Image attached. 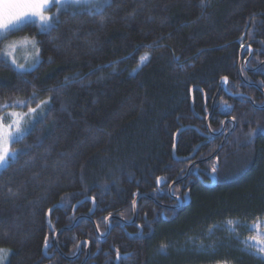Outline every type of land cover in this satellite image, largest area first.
<instances>
[{
	"label": "trees",
	"instance_id": "trees-1",
	"mask_svg": "<svg viewBox=\"0 0 264 264\" xmlns=\"http://www.w3.org/2000/svg\"><path fill=\"white\" fill-rule=\"evenodd\" d=\"M102 2L58 9L48 32L22 25L0 38V105H9L0 107V117L50 98L42 118L10 144L19 154L0 169L6 264H80L85 243L90 253L84 264H264L224 226L227 219L246 225L264 219V107L222 89L210 130L217 132L225 117L236 125L214 157L215 173L214 160L200 163L197 175L190 171L172 188L173 196L189 195L187 206L168 210L138 198L133 224L110 220L108 235L99 237L82 218L54 243V233L87 215L92 200L91 218L102 235L107 217L132 219L140 194L175 205L167 187L188 161L173 159L174 134L185 126L197 129L178 135V157L194 152L201 159L218 147L221 137L200 133H207L205 119L221 79L227 78L229 93L264 101L238 71L243 46L252 50L247 66L264 61V0H111L97 11ZM12 38L37 41L34 69L18 72L1 57L2 41ZM145 53L150 60L138 67ZM248 54L243 50L241 64ZM242 73L264 91L261 70ZM209 173L217 180L213 187L204 185ZM157 178H164L161 187ZM84 198L90 200L73 212ZM213 225L219 226L209 234ZM81 241L79 256L66 260L63 255L73 256ZM162 243L166 255L159 252Z\"/></svg>",
	"mask_w": 264,
	"mask_h": 264
},
{
	"label": "snow or ice",
	"instance_id": "snow-or-ice-1",
	"mask_svg": "<svg viewBox=\"0 0 264 264\" xmlns=\"http://www.w3.org/2000/svg\"><path fill=\"white\" fill-rule=\"evenodd\" d=\"M203 2V0H202ZM95 0H0V38L6 37V35L13 29L21 30L22 25H31V24H38L40 27L41 32H48L54 26L56 22V18L54 16L45 15V12L50 11L53 5H56L59 9H64L69 5L72 6H80L81 4H93ZM111 3V0H103L102 3L96 4L97 11L101 10L104 6ZM75 14V13H74ZM32 47L34 48V57L35 62L29 65L28 68L25 67L24 64L17 63V60L14 56H12L11 52H5V56L10 57L11 65L17 70L18 72H26L30 69H34L36 65L39 63V56L41 49L38 46L37 41L34 39L30 41ZM8 48L15 50V45H8ZM150 60V56L145 53L140 57V61L138 67H142L143 64ZM7 62V61H6ZM225 80L227 78H224ZM70 83L68 77H65V84ZM25 102L22 100H17L14 104L23 105ZM50 103V98L42 100L39 104H37L36 108L29 107L28 113L24 115L30 116L32 114L37 113L38 109L42 106L47 105ZM7 103L4 105H0V107H8ZM227 106V105H226ZM230 107V106H228ZM9 115H15L14 113H10ZM3 117H0V166H5L8 164L10 158H15L19 153L12 152L9 148V139L11 141L22 139L26 130H21L19 127V121H15L16 123V131L13 133L11 131L12 125L9 124L7 126L8 131L5 132V125L3 123ZM235 118L233 117V120ZM251 136L252 133H249ZM218 164L213 165V173L217 171ZM161 179L157 178V183H161ZM51 211V210H50ZM238 221L233 219H227L224 222L225 230L229 232V234H233L236 231V225ZM219 225H213L209 228V234L215 230L216 227ZM264 226V221H260L257 218V223L251 226V231L257 232V235H253L248 238V240L244 241L246 250H252L253 255L257 256L260 260L264 261V234L259 232L260 228ZM142 236L141 234H138ZM191 240V238H189ZM47 241V238H46ZM203 247V245H201ZM168 245L162 243L159 248L160 254L166 255L167 254ZM0 253H4L3 249H0ZM117 253V260H120V253L119 250H116ZM128 255V254H125Z\"/></svg>",
	"mask_w": 264,
	"mask_h": 264
},
{
	"label": "water",
	"instance_id": "water-1",
	"mask_svg": "<svg viewBox=\"0 0 264 264\" xmlns=\"http://www.w3.org/2000/svg\"><path fill=\"white\" fill-rule=\"evenodd\" d=\"M243 49H244V47L241 48V50H240V52H239L238 71H239V76H240L241 80H242L244 83H247V82L245 81L243 75H242L241 68H240V65H241V55H242ZM246 62H247V59L244 61V64H243L244 67H246ZM260 66H261V64L258 65L256 68H259ZM256 68H254V69H256ZM254 69H253V70H254ZM226 84H227V80H225V79H221V80H220V82H219V86H218V88H217V91H216V93H215V95H214V97H213V99H212V103H211L210 110L208 111L207 116H206V119H205V122H206V132H207V133H200V132H199V133L201 134V136H203V137H208V136L217 137V136H221V135H222L221 142H220V144L218 145V147H217V148H216L211 154H209L208 156H206V157H204V158H201V159H197V160L192 161V162L188 165V167L186 168L185 173H184L180 178H178V179L172 181V182L168 185V187H167V193H168V195H169V196H170V197L176 202L175 205H164V204H161L160 202H158V201H157L153 196H151L150 194H145V193H144V194H140V195H138V196L135 197V199H134V201H133V203H132V210H133V217H132V219H131L130 221H126V220H124V219H122V218H120V217L114 216V215L107 217V218L105 219L106 231H105L104 235H102V234L99 233L98 228H97V225L95 224V222H94L93 219L91 218V215L93 214L94 209H95V201L92 200V207H91V209H90V211H89V213H88L87 215H79V216H77V217L74 219V221L72 222V224H71L70 226L62 227V228L58 229V230L54 233V237H53V241H54V243L56 244V237H57V235H58L61 231H64V230H70L71 228H73V226L75 225V223H76L79 219H82V218H85V219H87V220H89V221H91V222L93 223V226H94L95 232H96V234H97L99 237H106V236L108 235V233H109V222H110V220H116V221H118V222H120V223H122V224H125V225H131V224H133V223L135 222V219H136V207H135V203H136V200H137L138 198H142V197H143V198L150 199V200L154 201L158 206H160V207H162V208H164V209H168V210L180 209L182 206H187V205L189 204V202H190V197H189V195H184L183 198L173 196V195L171 194V190H172V188H173L176 184L181 183V182H183L184 180L187 179V177L189 176V174H190V170H191V168H192L193 165H195V164H199V163H203V162H207V161L211 160L212 158H214V157L216 156V154L218 153V151H219V150L222 148V146L224 145V143H225L226 139L228 138V136L232 133V131H233L234 128H235V121H234V120H230L231 123H232V126H231L228 130H226L225 132H224V130H225L226 124H227V122H228L229 120H225V121L223 122V124H222L220 130L217 131V132H212V131L210 130V127H209V118H210V116L212 115V112H213V110H214V104H215V100H216L217 95L219 94V92L221 91V89H222L225 93L228 94L227 89H226ZM248 84H249V83H248ZM250 85L253 86V87H255V88H257L258 90H260V91L263 93V95H264V91H263L260 87H258V86L255 85V84H250ZM192 90H193V89H191V93H192ZM229 95H230V96H243L244 98H246L247 100H249V102H250L254 107H258V106H256V105L253 104V102H252V100H251V98H250L249 96H246V95H234V94H229ZM193 104H194V103H193V98H192V99H191V110H192V112L194 111V110H193ZM258 108H260V107H258ZM186 129H194V130L197 131V129H196L195 127L185 126V127H181L180 129H178V130L175 132V134H174V138H173L172 155H173V159H174L175 161H177V162L188 161V160L192 159L193 156H194V153H192V154H190V155H188V156H185V157H178V156L176 155V144H177L178 135H179L182 131H184V130H186ZM214 164H217V159H214ZM193 174H194V175H197L196 170L193 171ZM207 176H208L210 182H209L208 184H204V185H206L207 187H213V186H215V185H216V181H217V180H216V177H215L213 174H210V173H209ZM160 179H161L162 182L159 183V184L157 183V186H158V187H161V185H162V183H163V181H164V178H160ZM87 200H90V198H84V199H82L81 201L77 202V203L74 205L72 211L74 212L78 205H80L81 203H83V202H85V201H87ZM51 211H52V209H51ZM51 211H49L48 214H47V220H48V222H49V218H50ZM84 243H85V242L81 241V242L78 244V249H77V252H76V254H75L74 256H72V257H67V256L63 255V257H64L65 259H67V260H68V259H72V258L77 257V256L79 255L80 250H81L82 244H84ZM85 244L87 245V248H86V254H85L83 260L80 262V264H84V262H85V261L88 259V257H89V253H90V252H89V245H88V243H85ZM59 253H60V251H59ZM44 254H46V249H44Z\"/></svg>",
	"mask_w": 264,
	"mask_h": 264
},
{
	"label": "rangeland",
	"instance_id": "rangeland-1",
	"mask_svg": "<svg viewBox=\"0 0 264 264\" xmlns=\"http://www.w3.org/2000/svg\"><path fill=\"white\" fill-rule=\"evenodd\" d=\"M102 0H95V2H100ZM85 5V4H81ZM72 6V5H69ZM59 8L56 5H53L50 9V11L45 12V15L48 16H54L56 11ZM16 29L11 30L7 35L11 34V32L15 31ZM6 35V36H7ZM5 38V37H4ZM33 39H28V38H12V39H4L2 42V52H1V57L6 59L10 63V57L5 56V52H11L12 56L15 57L17 60V63L24 64L26 68L29 67V65L33 64L35 62V57H34V48L32 47V44L30 41ZM15 45V50L13 51L12 49L8 48V45ZM11 64V63H10ZM31 70V69H30ZM46 106H42L40 109H38L37 113L32 114L30 116L24 115L25 113L28 112H21V111H10L4 114L3 117V123L5 125V132L8 131L7 126L9 124L12 125L11 131L15 133L16 131V123L15 121H19V127L21 130H26L25 133L33 126V124L38 121L39 119L42 118V116L45 113ZM10 113H14L15 115H9ZM10 143H9V148L10 144L13 142L11 141V138H8ZM12 152H17L16 150H11ZM4 166H0V169H2ZM264 221V219L260 220ZM256 222L251 223L249 225L246 224H237L236 225V231L235 233L231 234L232 237L235 239L236 242H238L245 250V244L244 241L248 240L249 237L253 235H257V232L251 231V226L254 225ZM261 234H264V226H262L259 230ZM264 238V236H262ZM4 250V253H0V264H6L9 258V253L10 249L7 248H0ZM248 252H253L254 249L252 250H246ZM226 264V263H223Z\"/></svg>",
	"mask_w": 264,
	"mask_h": 264
},
{
	"label": "flooded vegetation",
	"instance_id": "flooded-vegetation-1",
	"mask_svg": "<svg viewBox=\"0 0 264 264\" xmlns=\"http://www.w3.org/2000/svg\"><path fill=\"white\" fill-rule=\"evenodd\" d=\"M244 47V49L243 50H246V49H249V54H248V56L244 59V61L247 59V62H246V67H244V61H243V63L240 65V68H241V72H242V70H245L246 72H253V71H256V70H261V74L262 75H264V61H262V62H260L258 65H260L261 64V66L259 67V68H256L258 65H256V66H247V63H248V61H249V59L251 58V56H252V50L250 49V48H248L247 46H243ZM242 47V48H243ZM254 68H256V69H254ZM254 69V70H253ZM242 75H243V73H242ZM244 77V76H243ZM241 79V78H240ZM245 79V78H244ZM242 81V80H241ZM245 81L247 82V83H244L243 81V83L245 84V85H248V86H250V87H253V86H251L250 84H255V83H251V82H249V81H247L246 79H245ZM249 83V84H248ZM255 85H257V84H255ZM258 86V85H257ZM259 87V86H258ZM253 88H255V87H253ZM226 89H227V84H226ZM255 89H257V88H255ZM258 90V89H257ZM223 91V90H222ZM258 91H260V90H258ZM224 92V91H223ZM227 92H228V90H227ZM261 92V91H260ZM225 93V92H224ZM262 93V92H261ZM229 94H231V93H229L228 92V95ZM234 95H246V96H249V95H247V94H234ZM262 95H263V93H262ZM264 96V95H263ZM236 97H241V98H244L243 96H236ZM250 97V96H249ZM251 98V97H250ZM244 99H246V98H244ZM247 100V99H246ZM251 100H252V98H251ZM249 101V100H248ZM215 102H216V100H215ZM253 102V101H252ZM212 103V102H211ZM250 103V102H249ZM251 104V103H250ZM253 104L254 105H256V106H258V107H260V108H262V107H264V101H263V103H261L260 105H258V104H255L254 102H253ZM252 105V104H251ZM214 106H215V104H214ZM253 106V105H252ZM254 107V106H253ZM258 107H254V108H258ZM225 120H229L228 122H227V124H226V127H225V130H224V132L226 131V130H228L231 126H232V123H231V121H230V118H228V117H225L224 119H223V121H222V124H223V122L225 121ZM222 124H221V126H222ZM235 125H236V122H235ZM221 128V127H220ZM220 130V129H219ZM218 130V131H219ZM217 137H221V139H222V135L221 136H217ZM197 159H200V158H192V159H190V160H188V165L192 162V161H194V160H197ZM211 160H214V158H212ZM204 163V162H203ZM200 164V163H199ZM188 165H187V167H188ZM198 164H195V165H193L192 166V168H191V170L190 171H195L196 169H194L196 166H197ZM197 171V170H196ZM198 172V171H197ZM86 248H87V245H86ZM81 251V250H80ZM80 253V252H79ZM76 254V253H75ZM74 254V255H75ZM86 254V253H85ZM73 255V256H74ZM66 256V255H65ZM79 256V255H78ZM77 256V257H78ZM85 256V255H84ZM68 257V256H67ZM70 257H72V256H70ZM76 258V257H75ZM84 258V257H83ZM89 258V257H88ZM73 259V258H72ZM67 260V259H66ZM69 260V259H68ZM83 260V259H82Z\"/></svg>",
	"mask_w": 264,
	"mask_h": 264
},
{
	"label": "bare ground",
	"instance_id": "bare-ground-1",
	"mask_svg": "<svg viewBox=\"0 0 264 264\" xmlns=\"http://www.w3.org/2000/svg\"><path fill=\"white\" fill-rule=\"evenodd\" d=\"M194 153V152H193ZM195 154V153H194ZM194 157V156H193Z\"/></svg>",
	"mask_w": 264,
	"mask_h": 264
}]
</instances>
